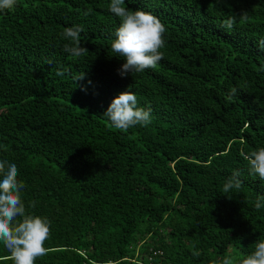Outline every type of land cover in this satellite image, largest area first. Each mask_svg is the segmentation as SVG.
<instances>
[{"label":"trees","instance_id":"obj_1","mask_svg":"<svg viewBox=\"0 0 264 264\" xmlns=\"http://www.w3.org/2000/svg\"><path fill=\"white\" fill-rule=\"evenodd\" d=\"M109 4L0 11V160L17 165L26 211L50 221L36 264H240L264 239V181L243 158L264 147V0H125L166 29L163 59L125 77ZM74 25L80 57L64 50ZM124 91L151 109L147 126L103 115ZM234 171L242 184L225 193ZM0 264H14L3 244Z\"/></svg>","mask_w":264,"mask_h":264},{"label":"clouds","instance_id":"obj_2","mask_svg":"<svg viewBox=\"0 0 264 264\" xmlns=\"http://www.w3.org/2000/svg\"><path fill=\"white\" fill-rule=\"evenodd\" d=\"M223 2V0H220ZM16 0H0V11L14 8ZM109 11L120 18L119 27L115 31V38L111 43L114 53L123 57L124 63L118 69V74L125 77L132 72H143L147 68H155L163 59L160 51L164 47V24L158 17L143 10H131L125 7V0H110ZM238 19H247L241 12L239 15L232 13L223 22V27L233 28ZM84 31L80 25H74L64 30V38L70 40L71 46L65 45V51L74 57H80L87 52L81 46L80 34ZM259 46L264 48V39L259 41ZM50 63V61H49ZM63 75V71H57ZM81 72L75 81L82 80ZM82 90H84L82 88ZM238 89L232 88L228 99H237ZM111 125L119 130L151 122V109L138 107L136 95L131 91H124L113 98L107 110L103 113ZM244 160L249 165V172L264 181V147L244 154ZM18 168L7 159L0 160V244L8 250L14 264H36L38 257L46 255L45 241L50 235V221L46 217L29 214L22 200V190L25 187L18 181ZM242 184L239 171H234L224 184L225 193ZM254 207H262L258 198ZM222 264H233L230 258H224ZM240 264H264V239L255 242L254 250L248 254Z\"/></svg>","mask_w":264,"mask_h":264},{"label":"built area","instance_id":"obj_3","mask_svg":"<svg viewBox=\"0 0 264 264\" xmlns=\"http://www.w3.org/2000/svg\"><path fill=\"white\" fill-rule=\"evenodd\" d=\"M109 264H114L113 262H110Z\"/></svg>","mask_w":264,"mask_h":264},{"label":"water","instance_id":"obj_4","mask_svg":"<svg viewBox=\"0 0 264 264\" xmlns=\"http://www.w3.org/2000/svg\"><path fill=\"white\" fill-rule=\"evenodd\" d=\"M114 264H117V263H114Z\"/></svg>","mask_w":264,"mask_h":264}]
</instances>
